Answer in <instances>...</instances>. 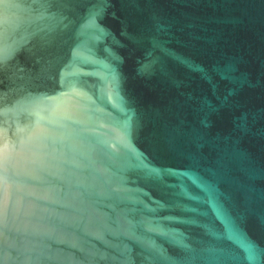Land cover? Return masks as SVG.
Masks as SVG:
<instances>
[{
    "label": "water",
    "instance_id": "1",
    "mask_svg": "<svg viewBox=\"0 0 264 264\" xmlns=\"http://www.w3.org/2000/svg\"><path fill=\"white\" fill-rule=\"evenodd\" d=\"M0 264H264V0H0Z\"/></svg>",
    "mask_w": 264,
    "mask_h": 264
}]
</instances>
